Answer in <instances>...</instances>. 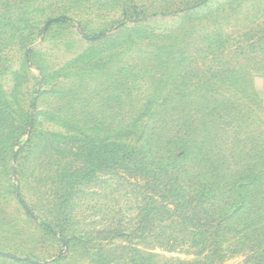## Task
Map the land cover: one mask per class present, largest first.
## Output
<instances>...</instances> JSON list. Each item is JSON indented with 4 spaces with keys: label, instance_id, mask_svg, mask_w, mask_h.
Returning <instances> with one entry per match:
<instances>
[{
    "label": "rangeland",
    "instance_id": "374dc122",
    "mask_svg": "<svg viewBox=\"0 0 264 264\" xmlns=\"http://www.w3.org/2000/svg\"><path fill=\"white\" fill-rule=\"evenodd\" d=\"M164 1L175 2L0 0L1 252L22 264H264V115L251 86L264 84V0L162 14ZM199 80L218 94L192 95ZM140 134L176 167L161 191L176 181L189 201L198 188L197 227L184 209L181 223L139 229L146 182L103 171V137Z\"/></svg>",
    "mask_w": 264,
    "mask_h": 264
},
{
    "label": "trees",
    "instance_id": "16d2710c",
    "mask_svg": "<svg viewBox=\"0 0 264 264\" xmlns=\"http://www.w3.org/2000/svg\"><path fill=\"white\" fill-rule=\"evenodd\" d=\"M207 0H180L179 2L175 0L174 3H171V7H167L168 5L166 1L163 2L159 6V9L162 14L171 13V12H179L187 10H195L196 7H199V4H204ZM199 3V4H198ZM165 4V5H164ZM173 6H175L173 8ZM172 8V9H171ZM189 14V11L185 12V15ZM68 17H60L57 20L63 21ZM233 69V68H231ZM227 69V70H231ZM211 77L215 79L218 77L220 73H214L211 68ZM215 81L220 82L219 79H215ZM223 84V82H222ZM207 90V94L209 97L215 96L218 94L217 88L214 85H210L208 82L204 80L196 81V84L193 87L192 95H201L202 91ZM214 92V94H212ZM189 94V95H191ZM206 94V93H205ZM192 104V102H190ZM181 105V104H180ZM216 106H210L209 110L214 111ZM180 119V118H179ZM127 133L124 134L126 137ZM123 135H115L114 137H103V171L109 172H120L123 176L129 177V179H138L146 182L147 194L144 196L143 203L140 206L138 227L139 229H146L148 224L153 222L156 219H160L159 222H164L173 218L174 221L181 223L186 219V212L184 209H188L190 217L193 221L192 224L197 227L198 225V211L203 209L201 207V199L198 197L197 189L194 187L195 194L189 200H185L181 192L180 185L174 181V190L170 193H164L159 189V186L165 185L167 187L172 182V174L174 169L176 168L171 163L166 161V155L163 148L158 149L156 152L153 151L151 144L149 143V138L146 134H140L138 136L132 137L135 145H129L128 139L123 141ZM179 173V172H178ZM176 174V173H175ZM171 176V177H170ZM178 178V177H177ZM168 184V185H167ZM145 185V186H146ZM163 187V188H165ZM197 193V194H196ZM159 198V199H158ZM188 202L190 203L188 205ZM208 206V210L213 209L215 207V203L213 200H209L206 202ZM207 226L211 227L210 235L213 236L212 230L215 227V223H217V218L215 215L210 214L207 211ZM159 213V214H158ZM229 215H223L222 217L225 219ZM196 235L198 234L197 232ZM115 236H123L129 237V234L125 232L117 233L112 236V239ZM124 249H127L128 246H124ZM13 257V255H9ZM105 264H114L111 260H105ZM132 264H152L149 261H143V258L135 256L131 257ZM189 264H199L198 262H188ZM154 264H179V263H154ZM263 264V263H261Z\"/></svg>",
    "mask_w": 264,
    "mask_h": 264
},
{
    "label": "crops",
    "instance_id": "0c3cea01",
    "mask_svg": "<svg viewBox=\"0 0 264 264\" xmlns=\"http://www.w3.org/2000/svg\"><path fill=\"white\" fill-rule=\"evenodd\" d=\"M250 82V81H248ZM251 86L253 87L256 97L259 100L260 108L262 110V113L264 115V84L262 85V89L259 90L257 84L254 82L251 83ZM259 91V92H258ZM9 255H13V257H10ZM6 260H9V262H6ZM10 260L15 262L16 264H22V259L15 255V254H10L6 252H1L0 251V264H11Z\"/></svg>",
    "mask_w": 264,
    "mask_h": 264
}]
</instances>
